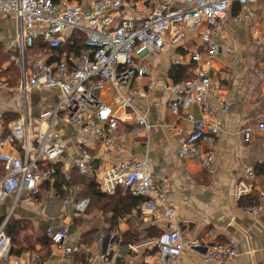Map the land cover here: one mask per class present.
Wrapping results in <instances>:
<instances>
[{"label":"built area","instance_id":"obj_1","mask_svg":"<svg viewBox=\"0 0 264 264\" xmlns=\"http://www.w3.org/2000/svg\"><path fill=\"white\" fill-rule=\"evenodd\" d=\"M133 2L0 0V17L12 16L17 24L15 36L3 46L9 54L8 62L19 67L17 90L23 99L34 90L58 93L55 105L34 117L28 114L26 102H22L16 120L5 126L0 120V203L12 198V209L20 203L34 207L47 189L49 198H59L63 208H70L73 215L84 214L90 207V198L76 196L73 186L58 190L55 185L58 176L67 175L71 169L81 177L92 176L103 193L119 189L141 197L140 209L162 221L160 233L135 244L133 250L145 246L155 251L159 264H179L183 252L202 246L203 264H232L237 254L234 240L212 241L210 235L200 241L181 230L173 203L167 199L168 180L155 179L147 158L130 157L99 165L91 152L98 150L103 157L121 155L125 151L120 143L147 137L149 125L145 115L133 107L122 89L132 81L148 77V58H160L188 36H197L198 48H204L210 59L221 51L230 53L232 48L226 42L224 27L231 4L239 6L233 20L240 22L254 18L252 6L264 0H165L139 26L130 19L115 23L117 12ZM71 36L82 38L84 52L75 54L64 49L73 46ZM37 40L47 50L35 53L28 61V52L34 50ZM198 48L187 55L194 68L192 78L167 84L165 89L172 95L170 113L183 116L190 125L180 144L179 158L197 161L210 172L213 155L203 150L202 144L211 143L219 135L221 123L210 106L214 84L201 64ZM171 56L175 65L183 64V57ZM154 85L150 82L147 91ZM10 88L8 81L0 78V90ZM147 91L130 90L138 97ZM104 94L110 96L109 100ZM223 105L225 111L229 103ZM194 107L199 110L198 118L191 112ZM126 122L130 128L123 126ZM166 129L179 133L172 126ZM64 130L67 136H63ZM255 130L264 132V123L241 131L244 144L250 142ZM254 180L252 168H245L235 185L237 201L254 193ZM60 192L65 195L60 197ZM256 197L255 205L239 207V213L258 215L264 207V192H258ZM4 226L5 223L0 225V264H18L10 255L11 241ZM45 235L63 252L66 264H75L71 258L74 249L65 245L67 224L57 230L47 228ZM105 260L106 254H100L88 264ZM127 264L133 261L129 259Z\"/></svg>","mask_w":264,"mask_h":264},{"label":"crops","instance_id":"obj_2","mask_svg":"<svg viewBox=\"0 0 264 264\" xmlns=\"http://www.w3.org/2000/svg\"><path fill=\"white\" fill-rule=\"evenodd\" d=\"M163 1L134 0L131 6L117 12L115 23L130 19L139 26ZM252 10L254 18L235 22L233 18L239 13V6L231 4L224 27L226 42L232 48L230 53L221 51L210 59L204 48H198L197 36H188L160 58H148V77L132 81L128 88L122 89L133 107L145 115L149 125L147 137L120 143L125 151L121 155L103 157L98 150L91 152L99 165L125 161L130 157L147 158L155 179L168 180L167 199L173 203L181 230L200 241L210 235L212 241L234 240L237 254L232 264H264V207L256 216H245L239 213L235 198L236 182L247 167L252 168L255 176L253 194L264 192V132L255 130L248 144L243 143L241 135L243 129H255L258 123H264V2L254 4ZM16 32L15 18L0 17V46L3 47ZM195 48L201 51V64L213 81L209 102L221 123L219 135L211 143L202 144V149L213 155L210 172L203 170L197 161L179 158L178 150L190 131V125L183 116L170 113L172 95L165 89L167 84L174 83L176 68L185 70L180 82L192 78L194 68L188 63L187 55ZM171 55L183 57V64L175 65ZM7 64L0 59L2 79L5 78L1 72ZM150 82L155 85L149 92L147 86ZM17 85L0 90L3 126L20 116L22 102H26L28 114L34 117L51 109L58 101V93L46 89L34 90L23 99ZM129 89H136L139 93L147 91V94L138 97ZM104 98L109 100L110 96L104 94ZM226 102L229 107L222 111ZM191 112L194 117H199L198 108H192ZM123 126L130 128V123H123ZM167 126L176 128L179 133L168 131ZM62 133L67 136L68 132L64 130ZM66 174L58 176L56 188L73 186L77 190L76 196L85 197L81 195L88 182L94 183L92 176L81 177L71 169ZM96 189L105 197L99 202L94 200V204L80 215H73L70 208H63L59 198L50 199L47 189L34 207L20 203L12 209V198L1 202L0 225L9 222L20 228L11 245V257L18 264H66L63 252L49 242L45 231L47 228L57 230L67 224L65 245L74 249L71 258L75 264H88L100 254H106V260L95 264H127L129 259L133 264H159L154 250L145 246L134 250L131 247L156 237L163 227L162 221L142 211L140 206L124 213L123 198L128 192L118 189L103 193ZM64 195L60 192V197ZM203 255L202 246L183 252L179 264H203Z\"/></svg>","mask_w":264,"mask_h":264},{"label":"trees","instance_id":"obj_3","mask_svg":"<svg viewBox=\"0 0 264 264\" xmlns=\"http://www.w3.org/2000/svg\"><path fill=\"white\" fill-rule=\"evenodd\" d=\"M76 1H78V0H76ZM79 37L80 36H71L69 39L72 38L73 46L71 48L67 47L64 49L68 52L73 51V52H75V54H79L81 52H84L85 47L83 44V40L81 37L80 38ZM34 46H35V48L33 51L35 53L40 52V51L44 52L47 50L44 46L41 45L40 40H37L35 42ZM57 52L58 53L61 52V49L57 50ZM0 59H1L2 63L3 62L8 63L6 66V69L3 72H1V75L2 74L4 75V78L8 81L10 87L17 85L18 77H19V67H18V65H16L13 62H8L9 61V54L4 51L2 46H0ZM184 72H185V70H183L182 68H176L173 71L174 83H177L180 80V78H182V75ZM188 79H190V77L186 78L185 80H188ZM86 187H87L86 191L81 196L86 197V195H87L88 198H90V200H91L90 207L92 206V204H94L93 203L94 200L99 202V201L103 200V198L105 197V196H103V194H101L97 191L95 184L93 182H88V184H86ZM256 198H257L256 194L252 193L251 195L238 200V205H239V207L253 206L256 203ZM123 200H124L123 201V203H124L123 208H125V211H123L124 213L131 211V209H137L140 206V204L143 202V199L141 197H132L130 194H127V193L124 195ZM4 230H5L6 235L10 238L11 245L14 244L15 236L18 233V231L20 230V228H18V226H16V225L9 224V222H8L4 226ZM46 238H47V236H46ZM47 239L49 240V238H47ZM49 242H50V240H49ZM12 254L15 256L17 255L16 252H14V251L12 252Z\"/></svg>","mask_w":264,"mask_h":264},{"label":"rangeland","instance_id":"obj_4","mask_svg":"<svg viewBox=\"0 0 264 264\" xmlns=\"http://www.w3.org/2000/svg\"><path fill=\"white\" fill-rule=\"evenodd\" d=\"M34 55H35L34 51H29L27 55V60L30 61Z\"/></svg>","mask_w":264,"mask_h":264}]
</instances>
